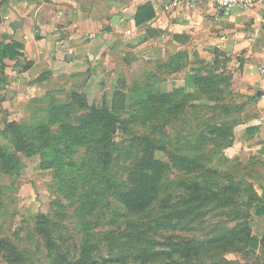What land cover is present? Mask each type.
Here are the masks:
<instances>
[{"label": "rangeland", "instance_id": "rangeland-1", "mask_svg": "<svg viewBox=\"0 0 264 264\" xmlns=\"http://www.w3.org/2000/svg\"><path fill=\"white\" fill-rule=\"evenodd\" d=\"M122 61L101 64L95 73H88L85 78L79 77L69 85L64 83L58 89L52 90L49 97L29 101L25 110L8 109L3 103L7 94L4 97L0 95V140L9 147H15L18 143L9 129L6 130L7 124L14 121L16 124L33 125L41 118L46 121L50 106L54 102L65 103L69 106L73 111L72 117L86 113L90 107L104 105L108 109H113L118 119L127 121L130 126L127 134L120 130L114 134L113 160L104 166V170L100 164L94 163L92 155L95 152L93 145L89 144L77 147L71 155L73 159L79 161L74 168L67 164L62 167H43L38 151L26 154L15 150L16 169L6 171L0 166V240L5 239L13 243L22 253L12 258L10 247L6 245L0 248V264H46L50 262L49 254H55V252H49L43 247L42 239L35 230L39 214H46L51 221L57 223L53 239L67 257L77 258L80 252L90 245L92 257L98 260L96 264H109L112 261L108 258L116 252L111 250V244L103 237V234L111 230L118 236L130 220H141L142 223L152 224L155 230L150 233L157 240L169 236L174 239L193 238L191 239L193 241L195 238L205 239L211 236L209 228L215 223L225 222L223 226L228 227L237 222L227 207L209 210L201 219H198L199 221L191 222L186 227L175 229L168 227L167 229V225L158 226L157 222H163L166 217L168 224L175 222L177 218L173 212L174 209L163 215L164 200L171 197L173 202L181 191L184 195L191 192L185 185V187L180 185V179L185 178L189 181L195 174L175 168L167 172L169 183L162 184L159 197L152 204L150 211L133 214L124 207L119 199V193L129 184L128 170L138 156V146L142 136L148 135L154 141L161 142L168 150L191 154L190 149L186 147L185 140L187 138L193 140L198 131H206L207 125L213 123L210 122L211 120L219 123L226 115L219 106L211 109L209 104H214L211 100L208 101L207 107L201 108L202 102L192 99L191 104L184 105L181 113L174 117L169 114L172 104H175L172 102L154 103V105L149 103L146 106H124L121 93L127 92L135 83H140L144 88L149 82L156 83L155 85L163 89H171V76L164 74L165 76L162 77L163 73H159L151 61L143 59L142 62H134L129 53L122 56ZM106 68L108 71L105 70ZM151 72L152 75H150ZM227 100L229 98H226ZM229 102H233V98ZM163 112L169 116L167 122H164V118L160 116ZM160 125L161 128H159ZM208 136L212 135L208 134ZM209 141L207 149L210 148L211 151L206 153L209 157L206 164L208 167L215 168L219 173L220 183H217L216 187L230 180L242 182L245 179L246 183H242L243 187L248 188L249 184H252V188L260 195L264 188V162L248 153L235 152L230 146L225 147L227 140L214 147ZM157 156L167 159L162 151L157 152ZM84 157L87 159L82 165ZM93 170L97 174H94ZM103 171L112 182V189H106L104 183L97 181L98 173ZM60 174L72 176V185ZM82 176H84L83 179ZM89 193L90 199L93 198L95 200L93 202H96L91 210H87L83 204ZM172 206H174L173 203ZM243 207L245 205H242ZM249 216V233L260 239V247L253 249L245 245L240 248V251H220L211 258L205 256L207 251H203L192 261L197 262L195 264H204L209 261H212L209 262L211 264H264L262 240L264 214L255 213L253 206ZM222 229L223 227L218 231ZM169 260L170 258L157 259L151 263L137 260V262L125 264H190L183 258H179L176 262Z\"/></svg>", "mask_w": 264, "mask_h": 264}, {"label": "crops", "instance_id": "crops-1", "mask_svg": "<svg viewBox=\"0 0 264 264\" xmlns=\"http://www.w3.org/2000/svg\"><path fill=\"white\" fill-rule=\"evenodd\" d=\"M169 2L0 0V42L19 44L17 58H5L0 68L4 105L25 110L32 98L128 53L134 62H153L162 77L171 76V89L192 92L193 74L223 72L224 94L228 102L233 98L230 116L236 119L230 147L264 162V0L229 9L214 0L172 8ZM147 3L150 17L142 8ZM171 63L182 65L173 71Z\"/></svg>", "mask_w": 264, "mask_h": 264}, {"label": "trees", "instance_id": "trees-1", "mask_svg": "<svg viewBox=\"0 0 264 264\" xmlns=\"http://www.w3.org/2000/svg\"><path fill=\"white\" fill-rule=\"evenodd\" d=\"M142 8L143 11L149 10L146 17L153 14L151 5L148 3L143 5ZM18 48L19 44L17 42H0L1 70L5 66L3 61L5 58H17ZM181 65L171 63L170 69L177 70ZM150 75H152V72ZM227 83V74L223 72L214 73L209 70L207 74L198 72L193 74L192 85L194 90L192 92L183 87H173L171 90L163 89L159 85H155L156 83L148 82L146 88L140 83H135L127 92L121 93L124 101L122 103L126 107L146 106L149 103H153V105L154 103H175L172 104L171 113H169L173 117L181 113L184 105L191 104L192 99H201V108L207 107L208 101L211 100L214 104H209L211 105L209 107L215 109L219 106L226 117L222 118L219 123H214L217 121L211 120L210 122L213 123L207 125L206 131H198L193 140L189 138L185 140L186 147L190 149L191 154L168 150L161 142L154 141L148 135L142 136L138 146V156L128 170L129 184L119 193V199L130 213L137 214L146 210L150 211L152 204L159 197L161 187L169 183L167 172L175 168L195 174L189 181L185 178L180 179V185L182 184V187L186 186L191 192L184 195L182 191L177 190L180 193L176 195L173 202L171 197L164 200L162 204L163 215H165V212L174 209L173 212L177 218L174 220L175 222L168 224L166 217L163 222H157L158 226L167 225V229L168 227L172 229L186 227L191 222L199 221L198 219H201L209 210L227 207H229L230 214L235 216L237 222L228 227L223 226L225 222L215 223L209 228L212 233L211 236L205 239L195 238L193 241L191 240L193 238L174 239L169 236L157 240L150 233V231L155 230L152 224L149 222L142 223L141 220H139L141 222L130 220L118 236L111 230L103 234V237L111 244V250L116 251L112 253L113 256H110L108 260L125 264L127 262H137V260L151 263L157 259L163 260L165 258H170L169 261L176 262L179 258H183L190 264H195L197 262L192 261V259L200 256L203 251H207L205 256L211 258L215 257L220 251H240V248L245 247V245H249L253 249L260 247V239L249 233L248 220L250 209L253 206L255 213L264 214V191L258 195L252 188V184L248 186L250 190L243 187L242 183H246L245 179L242 182L230 180L222 186L216 187L217 183H220L219 173L215 168L208 167L206 164L207 159H209L206 153L211 151L210 148L207 149L209 140L213 147L224 140H227L224 144L225 147L231 146L233 142L232 131L236 119L234 116H230L229 107L233 103L224 100L229 97L224 94ZM51 92L52 90H49L43 97H35L30 101L43 100L49 97ZM222 94L224 95L222 96ZM50 107L46 121L41 118L36 121L38 123L33 125L16 124L14 121L7 124L6 130L9 129L18 145L9 147L0 140L1 168L6 171L16 169L15 150L23 151L26 154L38 151L43 167H62L67 164L74 168L79 161L73 159L71 155L74 154L77 147L89 144L93 145L95 152L92 155L94 163L100 164L104 170V166H107L113 160L114 134L117 130L125 134L130 130L127 121L119 120L113 109H108L104 105L90 107L89 111L77 117H72L73 111L65 103L54 102ZM160 116L164 118V122L169 119L168 114L165 112ZM161 125L159 128H161ZM97 132L100 134H96ZM208 134L212 136H208ZM159 151L164 152L167 159L157 156ZM86 159L83 158L82 165ZM93 171L94 174H97L95 170ZM62 177L67 178L66 180L69 182L72 181V176L63 175ZM97 181L104 183L106 189L113 188L112 182L104 171L98 173ZM93 201L95 200L90 199L89 193L83 201L87 210H91L95 205L96 202ZM172 203L174 206H172ZM242 205H245V207L242 208ZM37 216L35 230L42 239L43 247L49 252H55V254H49L50 262L46 264L97 263L98 260L92 257L90 245L86 246L77 258L67 257L53 239V232H56L54 228L57 223L51 221L46 214ZM221 227L223 229L218 231ZM262 240L264 247V232ZM6 245L10 247L9 251L12 258L18 257L22 253L13 243L5 239L0 240V248ZM112 262H109V264H113ZM209 262L204 264H211Z\"/></svg>", "mask_w": 264, "mask_h": 264}, {"label": "built area", "instance_id": "built-area-1", "mask_svg": "<svg viewBox=\"0 0 264 264\" xmlns=\"http://www.w3.org/2000/svg\"><path fill=\"white\" fill-rule=\"evenodd\" d=\"M191 1H196V0H170V2L167 4V7L172 8L179 6L182 3H189ZM214 1L217 7L229 9L230 7L233 6L245 7L258 0H214ZM129 32L130 30H126V33ZM262 96H264V94H262Z\"/></svg>", "mask_w": 264, "mask_h": 264}]
</instances>
